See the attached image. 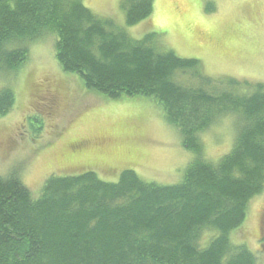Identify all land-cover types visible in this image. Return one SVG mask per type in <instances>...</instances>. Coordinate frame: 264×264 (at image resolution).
<instances>
[{
    "label": "trees",
    "instance_id": "trees-1",
    "mask_svg": "<svg viewBox=\"0 0 264 264\" xmlns=\"http://www.w3.org/2000/svg\"><path fill=\"white\" fill-rule=\"evenodd\" d=\"M84 1L0 0V80L54 36L65 73L111 100H151L195 158L175 185L132 170L108 182L87 167L50 176L36 197L17 171L0 174V264H257L232 238L264 192V83L208 77L199 60L161 52L151 35L133 40ZM154 2L124 0L126 25L147 19ZM15 103L1 87L0 118ZM227 117L235 120L233 147L211 162L201 135Z\"/></svg>",
    "mask_w": 264,
    "mask_h": 264
},
{
    "label": "rangeland",
    "instance_id": "rangeland-1",
    "mask_svg": "<svg viewBox=\"0 0 264 264\" xmlns=\"http://www.w3.org/2000/svg\"><path fill=\"white\" fill-rule=\"evenodd\" d=\"M124 0H85L133 40L151 37L161 52L197 59L211 78L264 83V0H155L152 14L127 26ZM56 39L30 49L17 74L0 80L16 103L0 118V174L17 171L36 197L52 175L92 170L115 182L124 170L159 185L182 181L195 158L160 106L143 97L111 100L87 90L78 75L55 59ZM38 118L42 125L37 130ZM235 120L224 118L201 135L204 156L217 162L235 141ZM264 264V192L251 200L244 226L233 234Z\"/></svg>",
    "mask_w": 264,
    "mask_h": 264
}]
</instances>
